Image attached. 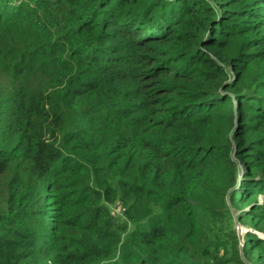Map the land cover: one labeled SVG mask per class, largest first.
<instances>
[{
    "label": "trees",
    "instance_id": "16d2710c",
    "mask_svg": "<svg viewBox=\"0 0 264 264\" xmlns=\"http://www.w3.org/2000/svg\"><path fill=\"white\" fill-rule=\"evenodd\" d=\"M257 234L264 0H0V264H264Z\"/></svg>",
    "mask_w": 264,
    "mask_h": 264
},
{
    "label": "rangeland",
    "instance_id": "374dc122",
    "mask_svg": "<svg viewBox=\"0 0 264 264\" xmlns=\"http://www.w3.org/2000/svg\"><path fill=\"white\" fill-rule=\"evenodd\" d=\"M257 200H258V203L261 201V196H259L258 198H257ZM245 204V206H244V210L246 211V210H248V208H247V203H244ZM237 212H234V215H233V219H234V231L236 232V234L239 236V240H240V244H242L243 243V239H244V235H245V233L247 232V231H251L250 229H248L246 226H244V225H242V224H238L237 223ZM259 237H261V238H264V235H261V234H257Z\"/></svg>",
    "mask_w": 264,
    "mask_h": 264
},
{
    "label": "bare ground",
    "instance_id": "6f19581e",
    "mask_svg": "<svg viewBox=\"0 0 264 264\" xmlns=\"http://www.w3.org/2000/svg\"><path fill=\"white\" fill-rule=\"evenodd\" d=\"M247 188V187H246ZM248 205V204H247Z\"/></svg>",
    "mask_w": 264,
    "mask_h": 264
}]
</instances>
